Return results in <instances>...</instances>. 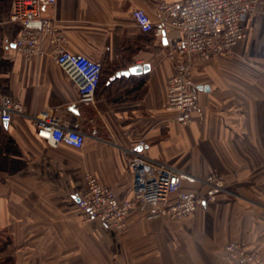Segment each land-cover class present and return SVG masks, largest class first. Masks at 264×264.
Segmentation results:
<instances>
[{"label":"crops","instance_id":"obj_1","mask_svg":"<svg viewBox=\"0 0 264 264\" xmlns=\"http://www.w3.org/2000/svg\"><path fill=\"white\" fill-rule=\"evenodd\" d=\"M176 1L55 0L46 8L60 46L103 64L95 99L84 103L48 36L43 54L17 50L23 26L10 20L13 0H0V103L24 109L0 118V264H229L225 246L235 239L264 260V0L233 55L195 62L197 107L187 125L166 106L184 34L157 36L133 17L144 9L158 22L157 7ZM135 65L140 71L130 72ZM43 112L78 122L83 147L40 138ZM141 141L150 159L184 173L183 189L199 191L200 178L220 172L226 190L181 219L139 208L123 231L88 219L78 205L86 174L131 198L129 150Z\"/></svg>","mask_w":264,"mask_h":264},{"label":"built area","instance_id":"obj_2","mask_svg":"<svg viewBox=\"0 0 264 264\" xmlns=\"http://www.w3.org/2000/svg\"><path fill=\"white\" fill-rule=\"evenodd\" d=\"M55 0H13L10 20L23 26L15 47L26 56L44 53L48 36L54 45V61L76 82L79 99L92 103L100 85L103 64L83 54L69 52L60 46V34L46 8ZM260 0H180L159 5L160 18L153 20L144 9L133 10L135 23L143 31L163 36L166 28L181 31L182 43L175 55V71L168 79V109L176 111L181 125L189 124L197 107L191 86L192 68L196 61L223 58L234 54L235 46L248 35L246 23L258 8ZM19 101L0 103V118L9 122L22 113ZM36 133L52 146L61 143L82 148L84 132L78 122L67 123L58 114L43 112L36 116ZM144 141L129 150L128 168L133 178V196L120 199L111 187L95 175L86 174L85 188L78 205L88 219H96L116 231H123L127 218L136 209H146L150 218L168 216L181 219L216 200L226 190V176L213 172L200 178L199 191L182 188L184 173L176 167L150 159L143 151ZM255 248L236 240L225 246L229 264H264Z\"/></svg>","mask_w":264,"mask_h":264},{"label":"water","instance_id":"obj_3","mask_svg":"<svg viewBox=\"0 0 264 264\" xmlns=\"http://www.w3.org/2000/svg\"><path fill=\"white\" fill-rule=\"evenodd\" d=\"M166 38H164V42L166 43ZM130 72H135V71H140V66L139 65H135L134 67L130 68L129 70ZM124 73H128V72H124Z\"/></svg>","mask_w":264,"mask_h":264},{"label":"rangeland","instance_id":"obj_4","mask_svg":"<svg viewBox=\"0 0 264 264\" xmlns=\"http://www.w3.org/2000/svg\"><path fill=\"white\" fill-rule=\"evenodd\" d=\"M226 183H227V179H226ZM227 185V184H226Z\"/></svg>","mask_w":264,"mask_h":264}]
</instances>
